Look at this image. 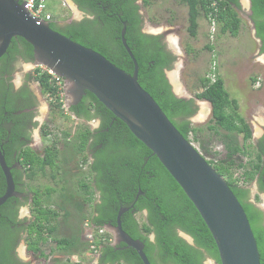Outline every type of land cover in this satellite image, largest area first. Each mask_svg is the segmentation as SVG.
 Returning <instances> with one entry per match:
<instances>
[{"label": "trees", "instance_id": "1", "mask_svg": "<svg viewBox=\"0 0 264 264\" xmlns=\"http://www.w3.org/2000/svg\"><path fill=\"white\" fill-rule=\"evenodd\" d=\"M72 1L83 12L93 14L94 18L72 21L63 27L56 23L57 16H54V19L52 17L49 20V26L72 40L98 51L119 68L132 73V60L121 43V30L125 25L124 36L138 64L139 84L153 97L185 138L190 141L197 140L200 128L193 126L189 120L197 110L194 98L177 97L172 92L163 72V68L168 67L172 58L169 59V54L163 51L160 35L142 32L143 18L138 0ZM180 1L188 7L187 30L191 36H196L198 16L201 12L209 21H216L220 25L221 33L229 32L233 36L238 34L241 24L238 14L239 0H216L217 5L211 4V0ZM249 18L255 29V36L260 40V51L264 53V0H250ZM18 44L22 45L25 53L23 58L33 59V48L22 37L11 39L8 54L17 50ZM206 47L212 49L209 43ZM33 78L40 85L43 94L56 96L55 102H49L51 109L56 108L64 119L71 118L70 114L62 112L63 102L57 99L56 89L49 80L50 75L41 73L37 67ZM252 81L255 82V79ZM201 85V89L194 97L210 102L209 123H212L210 128L222 136L225 149L223 157L215 159L214 154V158L206 159L224 177L243 206L256 239L260 261L264 262V214L247 201L250 194L248 185L256 177L260 190H264V135L256 142H250L254 149L252 158L247 162L237 161L236 155L240 153L252 155V152L248 151L249 143H246L252 138L251 128L239 113L237 99L229 96L220 75H216L213 80L203 76ZM7 110L12 109L10 107ZM69 111L84 124L97 118L101 121L95 129L87 125L78 129L75 133L77 142L74 143L75 151L91 158L85 176L87 179L79 177L78 185L84 190L83 201L91 205L92 215L89 221L94 226L95 233L92 240L94 248L91 252L98 253V263L143 264L132 247L126 246L124 242L112 244L113 234L106 228L108 224L115 225L121 207H128L120 217L122 229L131 238L143 243V251L150 264H204L206 257L220 264L212 235L193 203L157 156L131 133L127 125L115 117L88 90H85L77 105L69 107ZM0 116L2 119L1 107ZM44 128L46 130L45 126ZM219 129H223L224 133L219 132ZM43 134L46 135L47 132L44 131ZM63 134L66 137L69 131H62ZM240 134L241 145L237 142ZM9 143L11 144L0 147L8 165L12 161L11 150L15 148L18 150L24 144L18 142L17 132L13 134V140ZM55 153L51 145L45 147L42 156L30 147H25L17 152L15 159L22 164L24 178L30 180L37 172H43L46 165H54ZM70 159L71 156H67L62 160L68 163ZM236 169L240 170L238 175L234 173ZM12 172L15 185L18 182L22 185L24 180H21L18 171L13 169ZM16 187L18 192L24 191V188L18 185ZM4 190L5 179L0 168V196ZM47 190L49 192H45L48 193L46 197L45 193L34 190L30 198L26 195L23 198L12 196L0 205V264H28L16 253V246L22 239L26 242L27 250L41 258L47 257L44 244L50 240L54 243L50 252L56 249L69 253L80 252L91 245L88 240L80 241L78 233L61 237L53 235L57 230L59 210L54 209L52 204L55 201L50 194L54 189L50 187ZM95 195H98L97 199ZM258 198L259 195L256 194V199ZM28 200H31L32 204L30 208L32 220L26 223V218L18 217V211L19 206ZM57 205L62 210V217L67 221L71 213L67 210V205L71 203L62 200L61 204L57 202ZM74 208L80 212L83 204L76 200ZM144 210L146 214L144 220L140 222L135 214ZM84 218L82 215L81 219ZM100 228L104 229L103 234L98 233ZM179 230L191 236L193 243L187 242L179 235ZM151 233L154 235L153 239H150Z\"/></svg>", "mask_w": 264, "mask_h": 264}, {"label": "rangeland", "instance_id": "2", "mask_svg": "<svg viewBox=\"0 0 264 264\" xmlns=\"http://www.w3.org/2000/svg\"><path fill=\"white\" fill-rule=\"evenodd\" d=\"M138 0L140 13L143 18L142 31L160 35L171 44L175 53L173 66L166 70V75L171 85L173 93L177 97H194L195 93L201 89V78L203 76L212 78L214 74L220 75L224 80L225 88L230 97L236 98L239 105V113L248 122L252 138L246 143L248 151L252 155L238 154L237 161L247 162L253 157L254 149L250 142H255L264 130V53L260 51V41L255 36L253 24L249 18L250 0H239L238 9L241 24L238 34L233 36L229 32L221 33L220 25L216 21H209L208 17L201 12L198 16V28L196 36H191L187 30L188 7L180 0ZM64 2V3H63ZM46 9L57 17L56 21L61 23L70 19H80L81 12L70 0H46ZM60 17V18H59ZM211 44L212 49L206 47ZM35 65H41L35 63ZM214 67V68H213ZM17 76L18 72L16 73ZM255 79V82L252 81ZM17 82L20 81L17 77ZM33 88L37 94L41 88L37 81H33ZM65 90V83H64ZM65 91L63 92V113L70 114L71 118L64 119L63 115L52 108L48 102L46 94L39 98V122L44 121V131L47 134H37V127L34 126L31 150L42 156L47 146L55 149L54 165H46L43 172H37L33 179L24 178L23 188L29 198L32 191L38 190L40 193L49 192L48 188L54 190L50 195L54 198L53 208L59 210L57 219V230L54 236H68L78 233L80 241L90 239L89 235L94 232V226L90 223L92 209L90 203L83 201L84 190L81 189L79 177L83 178L89 170L91 158L79 154L74 150V143L77 142L75 133L81 127L90 126L95 128L97 123L93 120L84 122L69 111ZM199 106L196 112L189 117L193 126L199 127L197 140H191L193 145L204 155L205 158L215 159L224 156L222 136L216 134L210 128L211 106L207 100L199 99ZM47 105L49 108L47 109ZM68 130L69 134L64 137L62 131ZM219 132L224 133L223 129ZM191 138L192 136L189 135ZM238 144H242V135L238 136ZM250 152V153H251ZM71 156L68 163L63 162V157ZM240 170H234L238 175ZM87 177H85V180ZM254 180L248 186L254 189ZM71 192V193H69ZM65 193V194H64ZM69 196H67V195ZM72 195V196H70ZM48 193H45V197ZM51 197V198H52ZM94 197H98L95 195ZM72 198V199H71ZM71 199V200H70ZM62 200L71 203L67 205L70 216L63 218L62 210L58 208L57 202ZM80 201L83 204L82 211L74 208V202ZM264 201V194L261 193L258 203ZM95 202V200H94ZM73 204V205H72ZM31 200L19 206V217L26 218V223L32 220ZM146 211L136 213V218L142 222ZM85 216L81 219V216ZM90 223V225L88 223ZM180 231V230H179ZM182 233V231H180ZM188 235V234H187ZM152 237V235L150 236ZM113 241V240H112ZM26 242L22 239L16 246V253L20 259L28 264H99L98 253L91 252L92 248H83L80 252L56 249L52 240L44 244L47 257L41 258L33 252L27 250ZM207 264H217L210 257L205 258Z\"/></svg>", "mask_w": 264, "mask_h": 264}, {"label": "water", "instance_id": "3", "mask_svg": "<svg viewBox=\"0 0 264 264\" xmlns=\"http://www.w3.org/2000/svg\"><path fill=\"white\" fill-rule=\"evenodd\" d=\"M125 30L123 25L121 43L132 60V73L52 29L49 21L32 16L21 0H0V57L13 37H22L32 46L35 62L63 78L66 97L70 98L66 105H71V98L79 100L85 90L90 91L157 156L202 217L215 242L220 264H264L245 210L224 177L178 131L139 84L138 64L126 42ZM187 98H194L198 106L195 97ZM0 168L5 179V190L0 196L2 205L8 198L22 193L15 189L11 168L1 149ZM126 210L128 207H121L115 225L106 226L113 234L112 244L124 242L135 249L143 264H150L143 243L122 229L120 217ZM181 235L193 243L191 236L184 232Z\"/></svg>", "mask_w": 264, "mask_h": 264}, {"label": "flooded vegetation", "instance_id": "4", "mask_svg": "<svg viewBox=\"0 0 264 264\" xmlns=\"http://www.w3.org/2000/svg\"><path fill=\"white\" fill-rule=\"evenodd\" d=\"M80 12H81L80 19L73 18L64 23H61L59 21H57L56 23L59 26L61 25L65 27L72 21H81L85 18H89V19L94 18L93 14L91 15L87 14L83 12L82 10H80ZM141 30H142V27H141ZM159 40L162 44L163 51L169 54V59L172 58L170 60V64L168 65V67L163 68L164 70L163 72L167 78L166 70L173 66L174 59H175V53L173 52L171 44L168 41L163 39L161 36ZM17 47L18 49L14 50L12 54H8V51H6L0 57V107L3 108L2 119L0 116V120H1L0 129H2V131H0V138H1L0 147L3 148L4 144H11L9 142L13 140V134H16V132L18 133V142L21 141L24 144L21 145L22 147H20L18 150L17 148L11 150L12 161L8 166H10L11 168L12 176H13L12 170L15 169L18 171L21 180H24L22 164L19 161H16L15 157H16L17 152L20 151L21 149L25 147L31 148L29 144L32 143L34 126L38 128L37 134L39 136H41V134L44 132V129H43L44 121L40 124L39 118H38V115L40 113L38 109L39 98L43 94V92L41 91V88H40L39 94H37L32 86L33 81H35L33 76L37 68V66L35 65L36 63L35 56H33V59L31 60H25L23 58V55L25 53L23 52L22 45L18 44ZM17 72L19 76L16 75ZM17 77H19L20 79V81L18 82L16 81ZM168 83H169V80H168ZM84 94H85V91L81 95V98L83 97ZM81 98L79 100H76L75 98L74 99L71 98L70 106L77 105L78 102L81 100ZM10 107L12 110L8 111L7 108H10ZM48 108H49V105H47V109ZM93 121L97 123V125L95 126V128H97L101 122L100 119L99 118L93 119ZM263 135H264V130L259 135V137L256 139V141ZM15 145L17 146V142L15 143ZM254 183H255L254 189L248 186L250 194L247 197V201L253 205V208H255L256 210H259L262 214H264V201L262 203L257 202L258 199L260 198L261 193L264 194V190H260L258 177L254 179ZM16 184L18 185V187L23 188L22 187L23 184L21 185V182H18ZM17 185H15L16 191H17V187H16ZM20 193H22V196H19L21 198L25 196V195L23 196V194H26L24 191H21ZM256 194L259 195L258 199H256ZM18 217H19V211H18ZM19 218L22 219L21 217ZM178 233L179 235H181L180 231H178ZM151 235L152 237H150V239H153L154 235L152 233L150 234V236ZM118 243L119 242L115 244H118ZM203 263L205 264V260L203 261Z\"/></svg>", "mask_w": 264, "mask_h": 264}, {"label": "built area", "instance_id": "5", "mask_svg": "<svg viewBox=\"0 0 264 264\" xmlns=\"http://www.w3.org/2000/svg\"><path fill=\"white\" fill-rule=\"evenodd\" d=\"M23 2V6L24 8L34 17L41 19V20H45V21H49L52 19V15L49 11H47L46 9V0H21ZM211 4L213 5H217V1L216 0H211ZM37 67L40 69L41 73H47L50 75V81L52 82V84L54 85L55 89H56V93H57V99L58 101H62L63 102V92H64V80L62 77H60L59 75H57L56 73H54L51 69H49L47 66L45 65H37ZM214 68V67H213ZM213 77L211 78L212 80L215 78V74L212 72ZM46 97L48 99V102H55L56 101V96L54 95H50V94H46ZM64 105L62 104V107ZM88 223V222H86ZM90 225V223H88ZM99 234H103L104 233V229L100 228L98 231ZM94 232L89 235L90 239L87 238V240L91 243V245L89 246L90 248H94V244L92 242L93 237H94Z\"/></svg>", "mask_w": 264, "mask_h": 264}, {"label": "crops", "instance_id": "6", "mask_svg": "<svg viewBox=\"0 0 264 264\" xmlns=\"http://www.w3.org/2000/svg\"><path fill=\"white\" fill-rule=\"evenodd\" d=\"M64 3V2H63ZM51 13V12H50ZM51 15H52V13H51ZM58 16H60V13H59V15ZM57 16V17H58ZM52 17H53V19H54V15H52ZM57 17L55 18L56 20H57ZM60 18V17H59ZM198 100V106H199V104H201L200 102H199V99H197ZM195 101V100H194ZM210 103V102H209ZM210 106H211V104H210Z\"/></svg>", "mask_w": 264, "mask_h": 264}, {"label": "clouds", "instance_id": "7", "mask_svg": "<svg viewBox=\"0 0 264 264\" xmlns=\"http://www.w3.org/2000/svg\"><path fill=\"white\" fill-rule=\"evenodd\" d=\"M215 76H216V74H215Z\"/></svg>", "mask_w": 264, "mask_h": 264}]
</instances>
